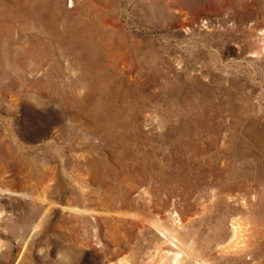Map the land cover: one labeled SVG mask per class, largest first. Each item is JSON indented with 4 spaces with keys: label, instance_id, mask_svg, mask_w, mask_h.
Wrapping results in <instances>:
<instances>
[{
    "label": "rangeland",
    "instance_id": "1",
    "mask_svg": "<svg viewBox=\"0 0 264 264\" xmlns=\"http://www.w3.org/2000/svg\"><path fill=\"white\" fill-rule=\"evenodd\" d=\"M73 2L0 0V264H264V0Z\"/></svg>",
    "mask_w": 264,
    "mask_h": 264
},
{
    "label": "bare ground",
    "instance_id": "2",
    "mask_svg": "<svg viewBox=\"0 0 264 264\" xmlns=\"http://www.w3.org/2000/svg\"><path fill=\"white\" fill-rule=\"evenodd\" d=\"M73 0H69V6L71 7L72 5H73ZM74 7V6H73ZM264 35V34H263ZM263 43H264V41H263ZM263 46H264V44H263ZM262 48V47H261ZM260 48V49H261ZM264 48V47H263ZM263 51V50H262ZM261 51V52H262ZM175 220H177V219H174V221ZM181 223V222H180ZM179 223V224H180ZM174 225V224H173ZM175 226H176V224H175ZM234 227H235V225H234ZM236 227H238V226H236ZM158 229H160L159 227H157ZM239 229V228H238ZM237 229V230H238ZM239 231V230H238ZM163 232V234L167 237H170V239L175 243V245L179 248L178 249V251L177 252H175V253H173L172 254V257H171V261H172V264H178V263H180L182 260H183V258L185 257V256H188L189 258L190 257H192V259L194 258L193 256H192V254H191V251L189 252V250H187V249H185L184 248V246H182L180 243H176L175 242V240H176V238H175V236H173V235H171V234H167L166 235V232H164V231H162ZM237 232V231H236ZM235 233V232H234ZM236 234V233H235ZM238 234V233H237ZM236 234V235H237ZM239 235V234H238ZM243 243V242H242ZM245 243V242H244ZM196 261H198L197 259H196ZM122 264H130L129 262H127V261H124Z\"/></svg>",
    "mask_w": 264,
    "mask_h": 264
}]
</instances>
